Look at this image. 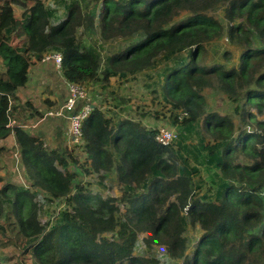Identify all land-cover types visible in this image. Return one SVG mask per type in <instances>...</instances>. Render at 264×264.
Segmentation results:
<instances>
[{
	"label": "trees",
	"instance_id": "1",
	"mask_svg": "<svg viewBox=\"0 0 264 264\" xmlns=\"http://www.w3.org/2000/svg\"><path fill=\"white\" fill-rule=\"evenodd\" d=\"M29 1L17 18L13 4L21 2L0 0V140L14 134L35 193L63 198L65 206L46 231L33 208L34 193L5 183L0 189V235L10 230L25 238V249L33 250L36 264H157L156 259L133 253L140 233L147 245H163L182 264H264V121H257L249 107L243 110L237 105L234 110L256 128L240 127L237 133L232 120L205 115L202 127L214 138L207 140L199 133L191 166L180 151L187 146L177 135L163 145L155 138L159 128L107 116L93 105L82 123L81 141L74 145L86 155L89 168L100 171L112 166L124 184L122 196L104 198L73 183L76 173L68 164L76 159L48 150L22 129L12 104L28 80L30 65L47 53L59 52L65 80L85 86L170 61L163 68L161 89L174 107L187 112L183 118L187 131L203 113L200 90L213 82L231 102L242 99L262 113L264 47L249 46L250 37L241 24H231L227 30L232 42L240 34L245 41L236 65L205 63L201 53L205 41L223 33L222 25L205 10L224 3L230 21L246 16L264 35V0H88L91 7L70 0L63 3L61 19L56 18L59 7ZM181 14L186 16L176 18ZM52 18L58 21L52 23ZM96 26L102 42L128 38L127 42L102 58L96 47L76 35L78 29L85 34ZM198 163L218 171L214 185L202 192L201 185L196 191L191 184V177L199 174ZM255 177L258 183H253ZM137 187L140 192H134ZM5 202L10 206L6 212ZM188 224H197L201 233L186 253L183 233ZM11 261L0 256V264Z\"/></svg>",
	"mask_w": 264,
	"mask_h": 264
},
{
	"label": "rangeland",
	"instance_id": "2",
	"mask_svg": "<svg viewBox=\"0 0 264 264\" xmlns=\"http://www.w3.org/2000/svg\"><path fill=\"white\" fill-rule=\"evenodd\" d=\"M21 3L13 4L14 15L20 18L25 7L23 3L29 5V0H19ZM64 1L70 0H42L45 6L59 7L56 13V18H63L65 9L63 6ZM83 5H91L88 0H78ZM205 12L216 19L218 23L222 25L223 33L220 36L213 37L203 43V52L201 57L205 63H219L225 67H231L236 65L240 54V49L244 46L245 41L243 36L238 35L236 42H232L228 35V26L231 24H241L243 28L247 30L246 34L249 35V46L264 47V35L255 30L251 24L246 20V16L235 17L233 21H230L225 14V4L217 3L213 7L205 10ZM186 14H181L176 18L185 17ZM52 23H56L58 20L52 18ZM80 29L77 30L76 35L78 39H82L85 44L96 47L102 58L106 54L117 51L123 46L128 38H118L112 41L102 42L99 38V29L96 26L92 32L85 34H79ZM18 40H14L13 43H17ZM171 63L165 61L144 70H141L134 75L126 77L111 76L108 81H96L86 85L88 89L89 101L93 103L102 113L113 118L131 119L139 122L143 127L147 129L167 128L173 130L180 142L187 146V150H180L182 154L187 156L190 165L195 164L194 153L192 146L196 145L199 139V133L207 140H212L214 133L205 130L202 127V120L208 113H215L226 119L232 120L235 125V130L242 128L255 127L256 125L249 124L245 119L241 118L236 113L234 108L238 105L240 109L249 107L252 114L255 115L257 121H264V111L258 112L254 104H246L242 99L238 103L231 102L227 95L218 88V84L213 82L212 85L206 86L200 90V95L204 100L203 113L200 114L198 122H195L194 128L190 131L186 130L187 124L182 119L177 120V115L180 112L185 111L184 108L174 107L171 99H165L161 89L162 77L164 76L163 68L165 65ZM53 66V65H52ZM53 75L50 80L41 82L42 90L37 92L33 96H29L30 100L25 101L22 105H15V118L18 125L22 127L27 133L40 136L43 140L45 147L50 149H56L59 153L76 159L75 163H69L68 168L76 173L73 180L74 184L84 186L88 191L93 194L100 195L107 198H119L123 194L124 184L118 180L117 174L113 167L108 170H92L89 165L86 164V155L81 151L78 145L69 144L62 136V130L64 122L61 118L55 117L53 114H48L49 111H54L58 106V93L62 87L61 71H58L53 66ZM51 83L53 84H49ZM57 83L58 87L54 85ZM53 87H56L53 89ZM21 90V89H20ZM25 90V89H24ZM23 90V91H24ZM58 92V93H57ZM49 95V97L47 96ZM54 101V102H53ZM53 103L52 108H48ZM51 104V105H49ZM48 105V106H47ZM26 107L37 109L38 114L30 116V113H24ZM23 112L20 114L19 112ZM186 112V111H185ZM187 113V112H186ZM187 117V114L185 118ZM12 124H16L12 120ZM51 125L54 129H50ZM55 130V133H53ZM57 132V134H56ZM178 142V141H177ZM174 148H177V143H174ZM0 189L5 183H13L15 185H22L24 188L34 193L33 203L35 213L37 215L40 224L45 226L46 231L54 223L58 212L65 206L63 198L52 197L44 192L35 193L34 184L29 176V172L26 166L20 159V148L15 139V136H8L5 139L0 140ZM192 151L193 153H191ZM246 162L247 160H241ZM247 163V162H246ZM90 172H85L86 169ZM199 174L191 177V184L194 190H198L196 185H201L200 192L206 188H211L214 185V181L217 179V170L211 167H207L198 163ZM258 177V176H257ZM255 177L258 183L259 178ZM232 179L233 176H230ZM264 184V178H263ZM141 189L137 187L134 192H140ZM262 194L264 195V187L262 188ZM176 195L171 196L170 199H174ZM118 203V201H116ZM4 210L9 211L10 206L8 202L4 204ZM120 212H123L121 206ZM18 216V215H17ZM23 214H19V217ZM11 219H15V216L11 214ZM3 219L1 218L0 221ZM201 230L197 224H188L185 228L183 236L187 241V250L193 245L197 237L200 235ZM144 234L140 233L133 247V253L142 255L147 258L156 259L157 264H182V259L172 258L166 252V249L161 244L152 243L149 245L144 241ZM0 239L5 241V244L0 245V256L11 257V264H18L19 261L32 260L37 263L38 260L34 255L32 249H25L26 241L21 235H15V232L10 230L6 231L5 235H0ZM120 264V263H118ZM125 264V263H122Z\"/></svg>",
	"mask_w": 264,
	"mask_h": 264
},
{
	"label": "built area",
	"instance_id": "3",
	"mask_svg": "<svg viewBox=\"0 0 264 264\" xmlns=\"http://www.w3.org/2000/svg\"><path fill=\"white\" fill-rule=\"evenodd\" d=\"M42 60H53L60 68L61 53L52 52L44 55ZM67 97L64 102L54 111L48 112L53 115H63L68 120V129L66 131L67 142L69 144H78L81 141L82 123L93 109V104L87 101L88 89L85 85L77 84L66 80ZM186 112H180L178 119L186 116ZM13 122L11 121V124ZM176 137V133L164 127L157 130L155 138L163 145L170 144ZM18 264H36L32 260L19 261Z\"/></svg>",
	"mask_w": 264,
	"mask_h": 264
},
{
	"label": "crops",
	"instance_id": "4",
	"mask_svg": "<svg viewBox=\"0 0 264 264\" xmlns=\"http://www.w3.org/2000/svg\"><path fill=\"white\" fill-rule=\"evenodd\" d=\"M52 65L54 66L55 69L60 71V68L55 64V62L53 60H42L41 59L40 61H35V62H33L30 65L29 73H28V80H27L25 86L23 88H21V90L19 89L18 91H16V93H15L16 98H14L12 100V104L14 106L18 105V104L22 105L25 101L30 100L29 96H26V95L33 96L34 94H36L37 92H40L42 90V85H41L42 80L43 81L50 80V77H52V75H53V73H52L53 66ZM61 77H62V82H61L62 83V87L60 88V93L57 92L58 93V97H57L58 106L55 109L60 107V105L64 102V100L67 97L66 80L62 76V74H61ZM49 84L51 85L53 83H51V81H50ZM54 85L57 86V87L59 86V85H57V83H54ZM55 88L56 87H53V89H55ZM47 96L49 97V95H47ZM51 104H49V105H51V106L48 107L49 109L53 107V103L52 102H51ZM30 109L31 108L26 107L27 111H25V112L22 111V112H19V113L23 114V112L24 113L27 112L29 114V113H33V112L37 111V109H34V111L33 110L30 111ZM55 109H52V110H55ZM54 116L58 117V118H61L63 120L64 127H63V130H62V136H63L64 140L67 142L66 131L68 129V124H69L68 120L63 115H54ZM50 129H54V126L51 125ZM53 133H55V130H54ZM56 134H57V132H56ZM8 136H13V134L11 133ZM34 136L38 137L41 141L43 140L40 136H37V135H34ZM7 137H5V138H7Z\"/></svg>",
	"mask_w": 264,
	"mask_h": 264
}]
</instances>
